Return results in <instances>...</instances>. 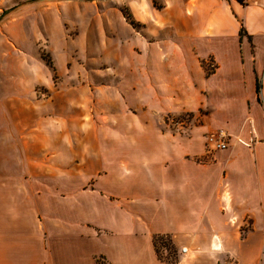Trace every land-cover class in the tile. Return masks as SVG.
I'll list each match as a JSON object with an SVG mask.
<instances>
[{"label":"crops","instance_id":"crops-1","mask_svg":"<svg viewBox=\"0 0 264 264\" xmlns=\"http://www.w3.org/2000/svg\"><path fill=\"white\" fill-rule=\"evenodd\" d=\"M162 4L179 7L178 21L164 20L180 48L167 79L201 69L205 124L188 137L156 132L141 158L127 151L124 160L100 161L94 176H72L84 185L44 219L34 189L13 194L9 205L0 189V264H167L155 234L180 252L175 264H264V0ZM207 57L212 71L199 64ZM163 99L166 113L180 109V94ZM210 127L233 135L227 148H207Z\"/></svg>","mask_w":264,"mask_h":264},{"label":"rangeland","instance_id":"rangeland-1","mask_svg":"<svg viewBox=\"0 0 264 264\" xmlns=\"http://www.w3.org/2000/svg\"><path fill=\"white\" fill-rule=\"evenodd\" d=\"M3 1L0 189L6 205L13 194L34 189L44 219L58 212L61 196L84 185L72 176L95 175L100 161L124 160L127 151L141 158L156 132L188 137L205 124L201 69L181 68L175 84L164 69L173 50L180 52L164 22L178 21L179 7L165 9L163 0ZM199 64L215 67L209 57ZM170 94L181 95L175 113L164 107ZM220 131L227 141L233 137L210 127L203 142ZM157 249L166 263L179 258L167 236L158 238Z\"/></svg>","mask_w":264,"mask_h":264},{"label":"built area","instance_id":"built-area-1","mask_svg":"<svg viewBox=\"0 0 264 264\" xmlns=\"http://www.w3.org/2000/svg\"><path fill=\"white\" fill-rule=\"evenodd\" d=\"M206 146L209 150H223L227 148V135L223 131L210 134L206 138Z\"/></svg>","mask_w":264,"mask_h":264},{"label":"trees","instance_id":"trees-1","mask_svg":"<svg viewBox=\"0 0 264 264\" xmlns=\"http://www.w3.org/2000/svg\"><path fill=\"white\" fill-rule=\"evenodd\" d=\"M238 1L242 2V0H238ZM245 33H246V32H245L243 26H241L240 29H239V36L241 37V36L244 35ZM207 73H208V72H207ZM255 90H256V93H257V96H258L259 93H260V82H259L258 80H256ZM258 100H259V96H258ZM163 236H165V235L155 234V235H153V237H152V241H153L154 248H155V251H156V254H157L158 258H160V257H159V255H158L157 240H158V238L163 237ZM167 237H168V236H167ZM169 239H170V238H169ZM160 259H161V258H160ZM162 260H163V259H162ZM163 261H164V260H163ZM176 262H177V259L174 260L172 263H167V264H175Z\"/></svg>","mask_w":264,"mask_h":264}]
</instances>
